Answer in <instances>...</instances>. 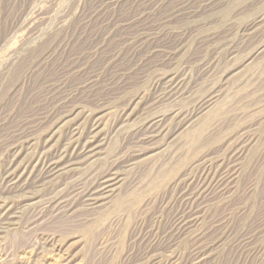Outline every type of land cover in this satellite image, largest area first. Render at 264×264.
I'll return each mask as SVG.
<instances>
[{"label":"rangeland","instance_id":"obj_1","mask_svg":"<svg viewBox=\"0 0 264 264\" xmlns=\"http://www.w3.org/2000/svg\"><path fill=\"white\" fill-rule=\"evenodd\" d=\"M0 264H264V0H0Z\"/></svg>","mask_w":264,"mask_h":264},{"label":"bare ground","instance_id":"obj_2","mask_svg":"<svg viewBox=\"0 0 264 264\" xmlns=\"http://www.w3.org/2000/svg\"><path fill=\"white\" fill-rule=\"evenodd\" d=\"M152 7V6H151ZM158 126V125H157ZM156 127V126H155ZM162 128V127H161ZM153 130V129H152ZM157 132V131H156ZM150 135V134H149ZM152 135V134H151ZM70 139V138H69ZM160 139V138H159ZM71 144V143H70ZM70 146L67 148L69 149ZM66 149L65 152H68V150ZM93 149V146H91L89 149H88V152H91V150ZM85 150V149H84ZM66 154V153H65ZM60 155V154H59ZM63 153L60 155L62 156ZM90 156V155H89ZM69 160V159H68ZM54 168L53 169H56L57 166L59 165V163L57 161L53 162L52 163ZM70 168V167H69ZM118 177H115V174H109L107 175L105 178H103V181H102V184H103V187H102V193H111L113 191H115L116 189V184L119 182L118 180ZM14 186V185H13ZM72 189V188H71ZM62 214V213H61Z\"/></svg>","mask_w":264,"mask_h":264}]
</instances>
